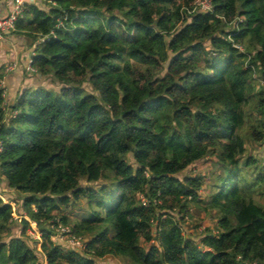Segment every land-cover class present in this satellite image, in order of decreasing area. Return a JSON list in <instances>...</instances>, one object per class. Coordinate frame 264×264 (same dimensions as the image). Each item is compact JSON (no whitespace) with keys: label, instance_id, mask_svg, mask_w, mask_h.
Wrapping results in <instances>:
<instances>
[{"label":"trees","instance_id":"1","mask_svg":"<svg viewBox=\"0 0 264 264\" xmlns=\"http://www.w3.org/2000/svg\"><path fill=\"white\" fill-rule=\"evenodd\" d=\"M194 1H26L15 32L45 38L32 67L61 88L7 108L0 74V264H264V152L246 139L264 145V0ZM82 198L95 210L70 224Z\"/></svg>","mask_w":264,"mask_h":264},{"label":"rangeland","instance_id":"2","mask_svg":"<svg viewBox=\"0 0 264 264\" xmlns=\"http://www.w3.org/2000/svg\"><path fill=\"white\" fill-rule=\"evenodd\" d=\"M47 0H41L40 1V6L44 7L48 5ZM19 35V34H18ZM25 36V38L29 39L30 42L29 44L26 46V49L30 48V49H34V47L36 48V46H38L40 44V40H35L32 39L29 36L23 35ZM257 87L258 86H264V81H260L258 80V83L256 84ZM85 88H87V91L89 92H93V90L91 89V87L88 84L84 85ZM44 88L46 89H50L52 91H59L61 88L60 84H57L52 82L51 79H45V84L43 85ZM254 117L257 116V112L255 111L253 113ZM248 129H246V133L248 134ZM247 155H251V156H255L258 157V159L260 161H262V155L264 152V145H260L258 143H255L253 140H251L248 136H247ZM216 159L211 158L210 160L203 162L202 164L196 165L195 167V172H198L202 175H205L206 178H209L210 181H207V185L211 182L212 183V179L214 177V175L216 176L217 174H219L220 169L217 167L216 165ZM205 189V188H204ZM207 190L202 191V197L205 199L207 197ZM13 200L16 201L17 205L15 203H12L13 207H17V210L15 212V217L18 219L20 218L19 216H17V213L19 212V207L22 204V199L24 197H27V194H22L21 196H19V194H13ZM23 197V198H22ZM256 200L264 205V196L263 197H256ZM95 210V204L92 203L91 205L88 203V199L87 198H82L80 199V202L78 203V205H76V207L70 209V210H65L62 215L68 216L69 218V222L70 224L75 223L76 221H80L83 219L84 216L88 217L92 211ZM192 214H193V221L191 220L192 224H195L196 222H200L201 226H200V231L204 230V229H210V230H217L216 229V220L213 218L212 215L209 214H205L204 210H202L201 208H197V207H193L191 209ZM20 219H18L19 221ZM32 229L29 230V234L32 237L31 239L33 240H39L38 238H41V235L38 232V227L36 225V223H32L31 224ZM65 226V225H64ZM70 226V225H69ZM68 226V227H69ZM56 232V231H55ZM55 238H59L62 240V236L56 233ZM61 245L66 247V244L62 241ZM41 245L38 244L37 248H39ZM102 262L105 263H109V264H131L129 260L122 258V257H113V256H107L105 259L101 260Z\"/></svg>","mask_w":264,"mask_h":264},{"label":"crops","instance_id":"3","mask_svg":"<svg viewBox=\"0 0 264 264\" xmlns=\"http://www.w3.org/2000/svg\"><path fill=\"white\" fill-rule=\"evenodd\" d=\"M40 4L41 0H25ZM14 0H0V19L8 16ZM30 40L16 32L0 39V74L6 98V107L12 106L21 92L27 88L45 84V78L32 73L30 60L35 54L34 49H26ZM13 67L12 69H10Z\"/></svg>","mask_w":264,"mask_h":264},{"label":"built area","instance_id":"4","mask_svg":"<svg viewBox=\"0 0 264 264\" xmlns=\"http://www.w3.org/2000/svg\"><path fill=\"white\" fill-rule=\"evenodd\" d=\"M25 0H14L13 6L11 8L8 16L0 19V39L3 37L10 35L16 31L17 21L23 16L25 11ZM201 11V12H213V0H195L194 1V9L192 12ZM61 27V24L59 25ZM44 39H40V42H44ZM239 50L244 51L242 47L237 46ZM30 70L32 73H36V70L32 67V59L29 62ZM11 67L10 69H12ZM3 150V145L0 142V153ZM141 202L143 206H148L149 200L145 197L141 196ZM57 234L62 236L63 242H66L71 248L76 250H83L86 245L82 242V240L71 237V229L68 226H64L62 224L53 225V227ZM202 231V230H201ZM213 235H218L217 230H213ZM69 236V237H67ZM40 240V238H38ZM62 241L61 239L57 238Z\"/></svg>","mask_w":264,"mask_h":264}]
</instances>
